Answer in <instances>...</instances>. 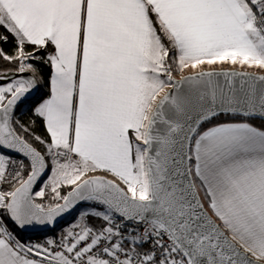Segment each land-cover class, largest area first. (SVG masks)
<instances>
[{
  "label": "snow or ice",
  "instance_id": "1",
  "mask_svg": "<svg viewBox=\"0 0 264 264\" xmlns=\"http://www.w3.org/2000/svg\"><path fill=\"white\" fill-rule=\"evenodd\" d=\"M0 28V264L264 261V76L174 78L264 69V0H0ZM74 210L43 242L3 219Z\"/></svg>",
  "mask_w": 264,
  "mask_h": 264
},
{
  "label": "trees",
  "instance_id": "2",
  "mask_svg": "<svg viewBox=\"0 0 264 264\" xmlns=\"http://www.w3.org/2000/svg\"><path fill=\"white\" fill-rule=\"evenodd\" d=\"M5 30L3 28H0V33H3ZM0 48H2L5 52L11 54L12 51H13V48H14V40H12L11 37H9V42L8 43H3V42H0ZM16 67L15 64H9L7 63L6 61H4L2 58H0V70H5V69H14ZM38 67L41 68V71L43 73V76H44V83H41L39 85V87H43L44 88V91H41L40 96L38 94V96L36 97L37 99L38 98H41L43 97L44 95H46L47 93V79H48V75H49V70L44 66V65H38ZM21 109H23V105H21L18 109H17V114L20 116V119L22 122L24 123H27L30 119H31V111L30 109H26L23 114H21ZM220 119L223 121V120H226V119H231V118H228V117H220ZM237 119H241V118H237ZM250 123L256 125V126H260L261 125V121L258 120V119H251L249 120ZM33 131L37 134V135H41V136H45L46 134L44 133V130H43V127L42 125L40 124L39 121H37V124L34 126L33 128ZM31 139V138H29ZM33 143L35 144V142L33 141ZM36 147L40 148L39 145H36ZM42 150V149H41ZM27 174V170L25 171V175ZM7 185H4V188L7 189ZM40 187V184L36 187L35 190H38ZM34 190V191H35ZM67 189H62V192H65L66 193ZM201 197L203 199V194H201ZM47 201V198H45V201H41L39 199H37L36 202L38 203H43V202H46ZM3 219L5 220V222L7 223V221L10 223V221L8 220L7 217H3ZM7 220V221H6ZM92 223H97L96 221H91ZM8 226V224H7ZM8 228L10 229V227L8 226ZM12 231V230H11ZM19 239H21L22 241H24V238L26 237V235H24L23 233H21L19 231L18 234H15Z\"/></svg>",
  "mask_w": 264,
  "mask_h": 264
},
{
  "label": "water",
  "instance_id": "3",
  "mask_svg": "<svg viewBox=\"0 0 264 264\" xmlns=\"http://www.w3.org/2000/svg\"><path fill=\"white\" fill-rule=\"evenodd\" d=\"M205 70H215V71H229V72H231V71H238V72H240V71H242V70H236V69H205ZM199 71H196V72H191V73H188V74H185V75H183V76H189V75H194V74H196V73H198ZM242 72H247V71H242ZM249 75H251V76H264V74H258V73H251V72H247ZM24 76H30L31 75V73L30 72H25L24 74H23ZM181 78V77H180ZM180 78H175L176 80H180ZM221 79V81H223V78L221 77L220 78ZM4 81H0V83H3ZM166 91H170V89H167ZM38 94H39V90H38V92L35 94V98L38 96ZM163 95V94H162ZM21 105H24V104H21ZM20 105V106H21ZM258 119V118H257ZM259 120V119H258ZM12 155H15L14 153L12 154ZM98 176H101V175H98ZM102 177H104L105 179H107V180H112V179H110V178H108V177H105V176H102ZM44 178L42 177L41 178V182H42V180H43ZM115 183H117L116 181H114ZM40 183H38L37 184V186L39 185ZM118 184V186L121 188V189H123L125 192H126V190L119 184V183H117ZM36 186V187H37ZM35 190V189H34ZM127 193V192H126ZM75 212V210L74 211H72V212H69V213H65L62 217H60V218H58V220H57V222H56V224L54 225V226H40V225H34V226H29V227H26L24 230H21V229H19V228H17L16 226H14V224L11 222V224L18 230V231H20L21 233H23L24 235H26V236H39V235H41V234H44V233H46V232H49V231H51V230H53V229H55V228H58L59 226H61L64 222H66V220H68L72 215H73V213ZM208 215L217 223V224H219L210 214H209V212H208ZM223 230V229H222ZM226 235H227V233H226ZM230 238V237H229ZM234 244H235V241H232ZM236 247L238 248V250L241 252V253H243V249L242 248H240L239 247V245L238 244H236ZM247 255V254H246ZM249 259H252L253 260V264H264V262L263 261H260V260H254L250 255H249Z\"/></svg>",
  "mask_w": 264,
  "mask_h": 264
},
{
  "label": "rangeland",
  "instance_id": "4",
  "mask_svg": "<svg viewBox=\"0 0 264 264\" xmlns=\"http://www.w3.org/2000/svg\"><path fill=\"white\" fill-rule=\"evenodd\" d=\"M201 68H203L204 70L205 69H236V70H242V71H247V72H251V73H258V74H264V69H261V68H258V67H248V66H240L239 64H230V63H218V64H215V65H212L210 68L209 66L207 65H204V66H201V67H198L197 69H191V68H188L186 69L183 73H177V72H174V78H180L181 76L185 75V74H188V73H191V72H196V71H200ZM167 90V89H166ZM163 94V93H162ZM161 94V95H162ZM23 109H26V106L23 105ZM123 188L126 190L127 192V189L126 187L123 185ZM130 195V194H129ZM39 199V198H37ZM202 199V197H201ZM80 207H83V205H81ZM206 207V205H205ZM76 211L73 213V215L68 219L66 220V224L70 223L74 220L75 216H76ZM6 217V216H5ZM7 221V220H6ZM63 223V224H64ZM7 224L8 226L10 227V230H12V232H14V234H18L19 231L11 224V222L9 223L7 221Z\"/></svg>",
  "mask_w": 264,
  "mask_h": 264
},
{
  "label": "built area",
  "instance_id": "5",
  "mask_svg": "<svg viewBox=\"0 0 264 264\" xmlns=\"http://www.w3.org/2000/svg\"><path fill=\"white\" fill-rule=\"evenodd\" d=\"M69 225H70V223H68V224L64 223L61 226H59L58 228H55V229H53L49 232H46L44 234H41L39 236H27L26 239L24 240V242H28L29 240H31L33 242H43L45 237H52V238L58 239L62 230Z\"/></svg>",
  "mask_w": 264,
  "mask_h": 264
},
{
  "label": "crops",
  "instance_id": "6",
  "mask_svg": "<svg viewBox=\"0 0 264 264\" xmlns=\"http://www.w3.org/2000/svg\"><path fill=\"white\" fill-rule=\"evenodd\" d=\"M41 91H44V88L43 87H39V93H41ZM39 96H40V94H39ZM91 175H101V176H105V177H108V178H110V179H112V180H114V181H116L117 183H119L122 187H123V184H121L118 180H115V178L114 177H112V176H110V175H108V174H106V173H95V174H91ZM207 207V206H206ZM209 214L212 216V214H211V212L209 211ZM215 220H216V218L214 217V216H212ZM217 221V220H216ZM218 223H219V221H217ZM27 237V236H26ZM26 237L24 238V240L26 239ZM264 262V261H263Z\"/></svg>",
  "mask_w": 264,
  "mask_h": 264
}]
</instances>
